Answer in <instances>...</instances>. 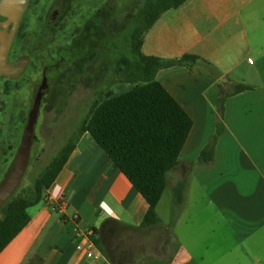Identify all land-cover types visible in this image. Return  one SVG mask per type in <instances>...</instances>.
Wrapping results in <instances>:
<instances>
[{
	"label": "crops",
	"instance_id": "1",
	"mask_svg": "<svg viewBox=\"0 0 264 264\" xmlns=\"http://www.w3.org/2000/svg\"><path fill=\"white\" fill-rule=\"evenodd\" d=\"M141 50L164 59L195 54L215 69L198 61L192 69L175 65L157 73L193 125L167 174L156 223L143 225L149 203L85 131L42 199L28 208L29 221L0 251V264H115L112 258L127 264L147 251L163 264H231V258L264 264V0H187L157 19ZM236 83L255 88L228 95ZM220 120L244 148L248 167L262 170L255 184L217 182L218 161L198 163ZM180 181L186 188L177 205L166 190L174 192ZM207 210L214 219L204 217ZM94 228L98 257L78 248ZM122 232L127 245L117 240ZM108 234L115 245L106 242Z\"/></svg>",
	"mask_w": 264,
	"mask_h": 264
},
{
	"label": "rangeland",
	"instance_id": "2",
	"mask_svg": "<svg viewBox=\"0 0 264 264\" xmlns=\"http://www.w3.org/2000/svg\"><path fill=\"white\" fill-rule=\"evenodd\" d=\"M144 0H33L20 24L18 44L37 50L26 72L13 82H5L0 94V171H4L19 144L27 122L34 90L41 82L43 66L66 58L60 71L51 70L49 89L39 108L30 163L17 195H25L35 180L60 152L64 144L78 135V127L96 100L121 93L132 85L114 72L117 46L128 32L129 19ZM57 11L55 18L53 12ZM52 18V21H49ZM71 51H68V50ZM221 121V120H220ZM219 122L206 136V146L217 136L214 161H218L217 182H239L246 188L261 179L262 170L248 167L244 148L232 143L228 132L219 131ZM204 149V148H203ZM198 151V150H197ZM195 152L193 154H197ZM218 158V159H217ZM214 161L211 163L213 164ZM264 167V164H262ZM264 170V168H263ZM195 190V186L193 188ZM192 194H197L198 188ZM171 188L166 196H171ZM167 198L163 208L166 207ZM204 217L214 219L209 210ZM117 240L129 243L123 232ZM115 236L106 242L115 245ZM116 240V241H117ZM245 250V248H241ZM240 250V253L242 251ZM111 254V253H110ZM113 255V254H111ZM155 252L138 253L127 264H163ZM115 264L119 260L112 258ZM231 264L240 261L226 259Z\"/></svg>",
	"mask_w": 264,
	"mask_h": 264
},
{
	"label": "trees",
	"instance_id": "3",
	"mask_svg": "<svg viewBox=\"0 0 264 264\" xmlns=\"http://www.w3.org/2000/svg\"><path fill=\"white\" fill-rule=\"evenodd\" d=\"M185 1L144 0L132 13L127 35L117 46L114 68L120 79L132 87L94 101L88 116L78 127V135L64 144L35 180L33 188L25 195H16L6 204L0 218V251L29 221L28 208L42 199L74 150L79 135L85 131L94 137L109 155L112 165L127 176L149 203L143 225L156 223V207L166 189L167 174L178 164L193 125L190 115L157 79V73L175 65L192 69L198 61L205 62L215 71L209 62L195 54L164 59L145 55L141 50L144 34L157 19ZM254 88L247 83H236L228 95ZM218 125L219 131H223V121ZM216 144L217 136L201 151L198 163L214 161ZM185 188V181H180L174 188L177 205L183 203ZM96 233L94 228L97 242Z\"/></svg>",
	"mask_w": 264,
	"mask_h": 264
},
{
	"label": "water",
	"instance_id": "4",
	"mask_svg": "<svg viewBox=\"0 0 264 264\" xmlns=\"http://www.w3.org/2000/svg\"><path fill=\"white\" fill-rule=\"evenodd\" d=\"M29 2L30 0H0V16L6 18V20L1 23L4 28L0 29V76L2 74L17 76L24 67L23 64H10L8 62V52L28 8ZM9 24H12V26L10 30L7 31ZM38 111V104L32 106L29 111L28 121L24 127L15 158L9 168L8 176L0 184V206L21 183L28 167Z\"/></svg>",
	"mask_w": 264,
	"mask_h": 264
},
{
	"label": "flooded vegetation",
	"instance_id": "5",
	"mask_svg": "<svg viewBox=\"0 0 264 264\" xmlns=\"http://www.w3.org/2000/svg\"><path fill=\"white\" fill-rule=\"evenodd\" d=\"M32 1L33 0H30L29 5H28V8H27L25 14L29 10ZM25 14H24V16H25ZM53 16L56 18L58 16V12L57 11H54L53 12ZM4 20H6V18L3 17V16H0V29H3L4 28L1 25L2 21H4ZM49 21L51 22L52 21V18H49ZM11 25L12 24H9V26L7 28V31L10 30ZM19 31H20V27L18 28V30L16 32V35H15V37L13 39L12 45H11V47L9 49V52H8V62L10 64H16V65L23 64L24 67H23L22 71L19 73V75H17V76L5 75V74H2L0 76V94L2 92V89H3V86H4V83L5 82H8V83L13 82V81L19 79L26 72V69L29 66L30 62H31L32 54L38 48V47H36V45L32 46L31 48H27L24 44L17 45L18 44ZM66 62H67L66 61V58L59 54V58L54 59V60H51L50 63L45 64L43 66L41 82L39 84H37V86H36V88L34 90L29 111L32 108V106H34L35 104H38V107L40 108V106H41V104L43 102V98H45V96L47 94V91L49 89V78L47 76L48 72L51 71V70H58V71H60L63 67L66 66ZM29 111H28V114H29ZM38 113H39V111H38ZM27 121H28V116H27ZM26 124H27V122H26ZM35 126H36V124H35ZM21 136H22V134H21ZM34 140H35V131H34V135H33L31 149H32V146L34 144ZM20 141H21V137H20ZM20 141H19V144H20ZM19 144H18V146H19ZM18 146L16 148V151H15V153L13 155V158L11 159L10 164L8 165V167L4 171H0V184L8 176L9 168H10V166H11V164H12L14 158H15V155H16V152H17V149H18ZM31 149H30V153H31ZM29 163H30V155H29L28 166H29ZM24 175H25V173H24ZM23 178H24V176H23ZM23 178H22L21 183L14 190V192L7 199H5L3 201V203H2V205L0 206V218L2 217V214H3V208L6 206L7 203H9L18 194L20 188L23 186L22 185Z\"/></svg>",
	"mask_w": 264,
	"mask_h": 264
},
{
	"label": "built area",
	"instance_id": "6",
	"mask_svg": "<svg viewBox=\"0 0 264 264\" xmlns=\"http://www.w3.org/2000/svg\"><path fill=\"white\" fill-rule=\"evenodd\" d=\"M65 205L66 204H61L60 209H64ZM92 236H94V230H89L87 242L79 244L78 248L81 249L85 246L87 248L89 254H94L95 256L98 257L100 254L96 250L95 241L92 238ZM104 264H106V263H104Z\"/></svg>",
	"mask_w": 264,
	"mask_h": 264
}]
</instances>
